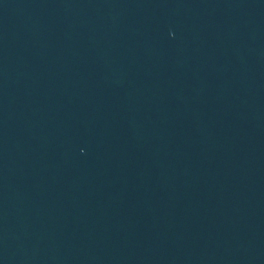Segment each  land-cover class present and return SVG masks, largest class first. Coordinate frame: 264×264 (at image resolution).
I'll use <instances>...</instances> for the list:
<instances>
[{
  "label": "water",
  "instance_id": "water-1",
  "mask_svg": "<svg viewBox=\"0 0 264 264\" xmlns=\"http://www.w3.org/2000/svg\"><path fill=\"white\" fill-rule=\"evenodd\" d=\"M0 264H264V0H0Z\"/></svg>",
  "mask_w": 264,
  "mask_h": 264
}]
</instances>
